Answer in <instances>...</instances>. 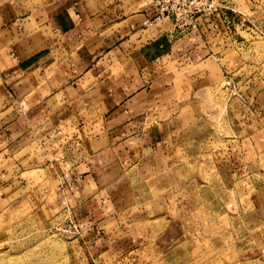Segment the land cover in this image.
Masks as SVG:
<instances>
[{
	"label": "crops",
	"instance_id": "1",
	"mask_svg": "<svg viewBox=\"0 0 264 264\" xmlns=\"http://www.w3.org/2000/svg\"><path fill=\"white\" fill-rule=\"evenodd\" d=\"M252 1L264 26V0ZM151 9V0H0V202L75 216L68 242L79 264L137 263L141 236L106 197L120 164L160 168L215 117L216 86L226 84L236 141L264 135V58L238 79L221 61L231 46L248 50L242 32L255 31L244 17L230 31L199 17L179 33L168 18L143 27Z\"/></svg>",
	"mask_w": 264,
	"mask_h": 264
},
{
	"label": "rangeland",
	"instance_id": "2",
	"mask_svg": "<svg viewBox=\"0 0 264 264\" xmlns=\"http://www.w3.org/2000/svg\"><path fill=\"white\" fill-rule=\"evenodd\" d=\"M235 1L243 27L264 28L252 0ZM242 35L248 50L231 46L221 57L236 79L263 70L264 36ZM225 85L211 96L215 117L185 133L160 168L120 164L106 197L125 229L141 236L136 264H264V135L236 141L222 112ZM71 216L47 219L24 203L0 202V264H79L68 242Z\"/></svg>",
	"mask_w": 264,
	"mask_h": 264
},
{
	"label": "built area",
	"instance_id": "3",
	"mask_svg": "<svg viewBox=\"0 0 264 264\" xmlns=\"http://www.w3.org/2000/svg\"><path fill=\"white\" fill-rule=\"evenodd\" d=\"M151 2V14L143 18L141 25L143 27L153 26L164 18H168L173 32L179 33H188L196 28L199 17L211 18L216 29L219 28L222 20L225 24V30L230 31L237 17L243 15L237 8L235 0H151ZM243 20L245 17L244 19L240 18L242 25ZM246 27L264 36L263 29L254 26ZM68 226L76 232L79 229L76 218L72 216Z\"/></svg>",
	"mask_w": 264,
	"mask_h": 264
}]
</instances>
